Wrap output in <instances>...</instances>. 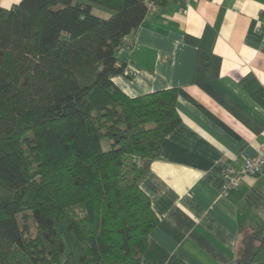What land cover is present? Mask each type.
<instances>
[{
	"label": "trees",
	"instance_id": "16d2710c",
	"mask_svg": "<svg viewBox=\"0 0 264 264\" xmlns=\"http://www.w3.org/2000/svg\"><path fill=\"white\" fill-rule=\"evenodd\" d=\"M149 1L0 6V264H142L159 219L141 185L182 121L176 89L113 80ZM236 264H264V224Z\"/></svg>",
	"mask_w": 264,
	"mask_h": 264
},
{
	"label": "crops",
	"instance_id": "0c3cea01",
	"mask_svg": "<svg viewBox=\"0 0 264 264\" xmlns=\"http://www.w3.org/2000/svg\"><path fill=\"white\" fill-rule=\"evenodd\" d=\"M183 5L149 12L117 53L132 77L115 84L132 98L176 89L182 119L141 185L159 219L142 264H236L245 232L264 224V174L227 198L220 189L224 167L264 145V0H190L187 14Z\"/></svg>",
	"mask_w": 264,
	"mask_h": 264
},
{
	"label": "built area",
	"instance_id": "2783aa9c",
	"mask_svg": "<svg viewBox=\"0 0 264 264\" xmlns=\"http://www.w3.org/2000/svg\"><path fill=\"white\" fill-rule=\"evenodd\" d=\"M190 0H183L182 12L188 13ZM158 5L155 0L149 1V12L156 11ZM148 12V13H149ZM131 41L128 40L127 48L131 46ZM127 74H130L126 72ZM132 75V74H130ZM264 174V145H262L261 154L254 157L245 159L240 167L226 165L223 170L224 180L221 184V195L225 198L229 197L239 186L243 179L247 177H257Z\"/></svg>",
	"mask_w": 264,
	"mask_h": 264
},
{
	"label": "rangeland",
	"instance_id": "374dc122",
	"mask_svg": "<svg viewBox=\"0 0 264 264\" xmlns=\"http://www.w3.org/2000/svg\"><path fill=\"white\" fill-rule=\"evenodd\" d=\"M106 144V143H105ZM107 147V145L105 146V148Z\"/></svg>",
	"mask_w": 264,
	"mask_h": 264
}]
</instances>
